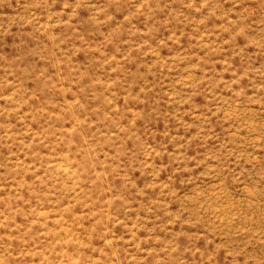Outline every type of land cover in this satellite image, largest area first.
Wrapping results in <instances>:
<instances>
[{"label":"rangeland","instance_id":"1","mask_svg":"<svg viewBox=\"0 0 264 264\" xmlns=\"http://www.w3.org/2000/svg\"><path fill=\"white\" fill-rule=\"evenodd\" d=\"M0 264H264V0H0Z\"/></svg>","mask_w":264,"mask_h":264}]
</instances>
